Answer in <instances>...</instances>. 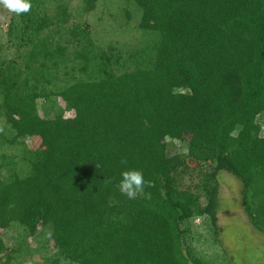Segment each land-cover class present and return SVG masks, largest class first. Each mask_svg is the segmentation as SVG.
Wrapping results in <instances>:
<instances>
[{"label": "trees", "instance_id": "obj_1", "mask_svg": "<svg viewBox=\"0 0 264 264\" xmlns=\"http://www.w3.org/2000/svg\"><path fill=\"white\" fill-rule=\"evenodd\" d=\"M49 1L12 16L18 60L0 58V234L48 227L52 264H230L194 247L192 223L208 218L219 241L226 170L264 235V0H135L141 38L125 47ZM130 169L154 182L151 200L120 193ZM8 249L0 237V264H23Z\"/></svg>", "mask_w": 264, "mask_h": 264}, {"label": "rangeland", "instance_id": "obj_2", "mask_svg": "<svg viewBox=\"0 0 264 264\" xmlns=\"http://www.w3.org/2000/svg\"><path fill=\"white\" fill-rule=\"evenodd\" d=\"M59 1L63 2L64 6H70V10L81 9L79 16L82 15L90 28H93L92 37L99 43L104 44L115 40L116 45L120 44L125 47L127 43L133 46L140 41L141 33L138 21L141 18V10L135 0H98L97 7L88 14L83 11L86 3L84 0H50L48 2L50 12L55 10ZM128 11L133 14L134 18L130 22V26L125 20ZM14 14L0 5V58L8 62L18 60V47L8 41L7 35L9 23ZM100 16L101 19H99ZM143 31L149 37L158 35L157 31ZM39 104L42 108L43 105L50 106L51 103L39 99ZM64 115L73 117L75 112L74 110H65ZM0 126L5 127L7 133L10 132L8 123L1 113ZM169 141L171 140L169 139ZM26 143L30 145L31 139L26 138ZM174 145V153H187L186 146L180 140H174ZM1 151L14 155L17 159L20 153L16 146L10 145H5ZM16 163L19 168L23 165L19 160ZM194 165L195 163H192V166ZM218 180L221 200V209L218 214L219 241L215 242L213 239L211 221L205 217H198L192 223L191 235L194 238L197 237L193 242L194 247L204 254L215 255L216 258H220L218 255L224 248L226 249L224 255L228 257L230 264H264V235L253 227L247 214L241 208V181L226 170L218 174ZM48 229V227H41L35 235H30L26 228L14 224L3 230L0 237L9 246V253L14 249V254L10 253V255L16 254L15 256L22 259L23 264H52L49 258L55 249L53 242L47 240ZM61 264H69V262L64 261Z\"/></svg>", "mask_w": 264, "mask_h": 264}, {"label": "clouds", "instance_id": "obj_3", "mask_svg": "<svg viewBox=\"0 0 264 264\" xmlns=\"http://www.w3.org/2000/svg\"><path fill=\"white\" fill-rule=\"evenodd\" d=\"M0 5L11 13L16 15L26 14L30 12L32 4L30 0H0ZM122 164H127V160H122ZM119 182V191L127 196L130 200H135L139 196H143L146 200H151V193L146 192V188H153L155 184L151 180H146L142 171L130 169L121 173ZM111 183V181H108Z\"/></svg>", "mask_w": 264, "mask_h": 264}]
</instances>
